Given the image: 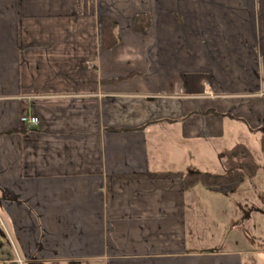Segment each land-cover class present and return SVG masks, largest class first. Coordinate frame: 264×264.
I'll list each match as a JSON object with an SVG mask.
<instances>
[{
	"label": "crops",
	"instance_id": "0c3cea01",
	"mask_svg": "<svg viewBox=\"0 0 264 264\" xmlns=\"http://www.w3.org/2000/svg\"><path fill=\"white\" fill-rule=\"evenodd\" d=\"M263 147L264 0H0V264H264Z\"/></svg>",
	"mask_w": 264,
	"mask_h": 264
},
{
	"label": "trees",
	"instance_id": "16d2710c",
	"mask_svg": "<svg viewBox=\"0 0 264 264\" xmlns=\"http://www.w3.org/2000/svg\"><path fill=\"white\" fill-rule=\"evenodd\" d=\"M137 31L143 32L145 31V27L138 29ZM119 42L120 36L118 34V30L116 29L115 21L110 17L103 18L104 47L112 49L117 46ZM227 156L229 158L239 159L240 168L233 169L222 174H188L185 176L182 175L181 177L185 180L186 184L200 182L211 191L223 193L230 191L242 183L245 179L252 178L257 174L258 166L246 147L237 146L233 150L227 152ZM172 175L176 176L178 174ZM169 176H171V174H169Z\"/></svg>",
	"mask_w": 264,
	"mask_h": 264
},
{
	"label": "built area",
	"instance_id": "2783aa9c",
	"mask_svg": "<svg viewBox=\"0 0 264 264\" xmlns=\"http://www.w3.org/2000/svg\"><path fill=\"white\" fill-rule=\"evenodd\" d=\"M21 122L28 127H36L40 124V119L35 116L24 115L21 118Z\"/></svg>",
	"mask_w": 264,
	"mask_h": 264
},
{
	"label": "rangeland",
	"instance_id": "374dc122",
	"mask_svg": "<svg viewBox=\"0 0 264 264\" xmlns=\"http://www.w3.org/2000/svg\"><path fill=\"white\" fill-rule=\"evenodd\" d=\"M214 233L215 234H219L220 233V230L219 229H216L215 231H214ZM215 241H216V238H215ZM215 243V242H214Z\"/></svg>",
	"mask_w": 264,
	"mask_h": 264
}]
</instances>
